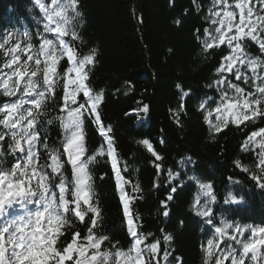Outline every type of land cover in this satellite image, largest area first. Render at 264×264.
Wrapping results in <instances>:
<instances>
[{
	"label": "snow or ice",
	"instance_id": "snow-or-ice-1",
	"mask_svg": "<svg viewBox=\"0 0 264 264\" xmlns=\"http://www.w3.org/2000/svg\"><path fill=\"white\" fill-rule=\"evenodd\" d=\"M34 2L40 10L37 23L42 25L34 36L18 29L0 35V264H183L171 248L173 235L161 229L163 245L158 238L150 239L151 233L141 231L142 217L132 209L133 202L142 198V189L124 175L128 164L121 166L113 128L102 117L105 91L90 82L97 50H81L80 0ZM191 4L206 24L202 32L196 29L205 58L216 50L221 53L206 85L215 95L206 96L197 108L210 137L230 127L241 130L257 121L264 123V0H209L206 10L200 0ZM174 23L179 26L182 20ZM252 47L258 51L253 53ZM176 87L180 102L170 113L177 127H183L185 98L191 90ZM135 111L147 115L149 105L138 102ZM88 124L101 138L91 152ZM52 129L57 130L56 141L49 139ZM136 143L156 161L163 159L151 140ZM240 151L254 153L253 163L247 166L237 159L233 166L264 194V126L245 133ZM100 158L110 164L115 177L129 240L126 248L119 241L105 247L109 237L97 233L103 210L90 166ZM185 162L192 163L191 157L181 163ZM154 166L161 170L159 164ZM168 175L171 184L180 174ZM189 180L198 188L191 210L211 231L201 244L202 264H264V226L224 218L217 223L210 207L217 202L213 185L195 176ZM176 191L170 187L160 202L165 217ZM245 202V195L232 192L224 199L230 206ZM15 209L23 214L13 215ZM77 224L85 230H76Z\"/></svg>",
	"mask_w": 264,
	"mask_h": 264
},
{
	"label": "trees",
	"instance_id": "trees-1",
	"mask_svg": "<svg viewBox=\"0 0 264 264\" xmlns=\"http://www.w3.org/2000/svg\"><path fill=\"white\" fill-rule=\"evenodd\" d=\"M200 3L205 10L209 6V0ZM188 9L191 11L185 15ZM80 10L84 14L79 28L84 41L81 50H97L90 82L93 88L105 91L103 121L113 128L111 135L121 166L125 161L128 164L124 175L142 189V198L132 204L134 213L142 217L141 231L151 233L150 239L158 238L162 245L161 229L171 233L174 255L182 257L183 264H202L201 244L211 237V231L191 210L198 188L190 176L213 185L217 202L210 207L217 223L224 218L241 225L264 226V194L247 174L233 166L237 159L252 165L255 154L242 153L240 144L246 132L264 123L257 121L241 130L230 127L212 138L197 110L202 99L215 95L206 85L211 82L221 55L219 50L207 58L202 53L196 29L202 32L206 26L203 14L193 9L191 0H80ZM177 18L182 20L179 26L174 23ZM39 19L40 10L34 0H0V35L18 29L34 36L42 27L37 23ZM250 51L256 53L258 49L252 47ZM177 84L191 90V96L185 98L183 127H177L170 113L180 102ZM138 102L149 105L147 115L135 111ZM86 132L91 152L101 138L91 124L86 126ZM48 136L50 141L58 140L57 130H50ZM141 139L151 140L163 159L156 161L139 146L136 141ZM187 157L192 163L182 164ZM155 164L161 166L159 172ZM90 167L103 210L97 233L109 237L105 247L119 241L120 247L126 248L129 240L110 164L100 158ZM170 171L180 174L171 184ZM173 186L177 191L168 202L169 215L165 217L160 202ZM127 190L131 194V185ZM229 192L245 195L246 202L225 205ZM76 230L83 232L84 225L77 224Z\"/></svg>",
	"mask_w": 264,
	"mask_h": 264
},
{
	"label": "rangeland",
	"instance_id": "rangeland-1",
	"mask_svg": "<svg viewBox=\"0 0 264 264\" xmlns=\"http://www.w3.org/2000/svg\"><path fill=\"white\" fill-rule=\"evenodd\" d=\"M114 180H115V177H114ZM115 183H116V181H115Z\"/></svg>",
	"mask_w": 264,
	"mask_h": 264
}]
</instances>
